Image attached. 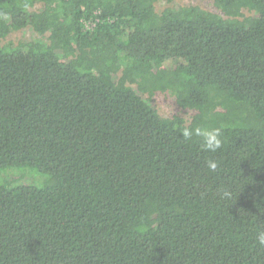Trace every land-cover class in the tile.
<instances>
[{
    "label": "trees",
    "instance_id": "obj_1",
    "mask_svg": "<svg viewBox=\"0 0 264 264\" xmlns=\"http://www.w3.org/2000/svg\"><path fill=\"white\" fill-rule=\"evenodd\" d=\"M162 1L0 0V264H264V0Z\"/></svg>",
    "mask_w": 264,
    "mask_h": 264
},
{
    "label": "rangeland",
    "instance_id": "obj_2",
    "mask_svg": "<svg viewBox=\"0 0 264 264\" xmlns=\"http://www.w3.org/2000/svg\"><path fill=\"white\" fill-rule=\"evenodd\" d=\"M183 6H198L204 10H207V11H210V12H213L216 14H220L219 10L216 9L214 4L210 0H174L170 4H167V3L162 1V2H159L156 4V11L161 12L163 9H165L167 7H170L172 9H178L180 7H183ZM40 8H41V5H37L34 8V10H38ZM39 38H40V36H38V34L34 33L31 29L26 28V29L20 30L18 32L12 33L2 42V44H7L9 42H11L13 44H18L20 42H31V41L37 40ZM153 101H154L153 104L156 107V109L158 110V113L163 118H172L174 116H178L180 118H183L185 121H190V119L193 115V111L180 108L177 105L175 99L171 95H169L168 93L167 94L166 93H164V94L163 93H156L153 97ZM18 170H20V171L22 170L21 171L22 174L23 173L29 174V172L33 171L31 169H18ZM6 174L13 175L15 173L10 172V171L4 172L3 170H0V183L8 182L7 179H9L11 181L13 180V178H14L13 176L7 177ZM25 177H24V179H25ZM23 180H21L20 182H17L16 185L20 184ZM36 184L38 186L40 184H42V177L39 180V182H37Z\"/></svg>",
    "mask_w": 264,
    "mask_h": 264
},
{
    "label": "clouds",
    "instance_id": "obj_3",
    "mask_svg": "<svg viewBox=\"0 0 264 264\" xmlns=\"http://www.w3.org/2000/svg\"><path fill=\"white\" fill-rule=\"evenodd\" d=\"M182 139L192 140L193 138H199L201 141V148L205 152L216 153L222 148L223 139L222 131L217 127H201V126H184L180 129ZM206 166L209 171L216 172L219 168V163L214 159H209L206 162ZM223 195L226 198L231 199L232 193L230 191H224ZM259 212L264 215V207L257 204ZM257 244L264 247V230H260L255 235Z\"/></svg>",
    "mask_w": 264,
    "mask_h": 264
}]
</instances>
